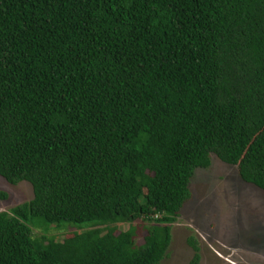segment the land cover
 I'll return each mask as SVG.
<instances>
[{
  "label": "trees",
  "instance_id": "16d2710c",
  "mask_svg": "<svg viewBox=\"0 0 264 264\" xmlns=\"http://www.w3.org/2000/svg\"><path fill=\"white\" fill-rule=\"evenodd\" d=\"M213 154L264 190V0H0V175L34 191L0 264H160Z\"/></svg>",
  "mask_w": 264,
  "mask_h": 264
},
{
  "label": "rangeland",
  "instance_id": "374dc122",
  "mask_svg": "<svg viewBox=\"0 0 264 264\" xmlns=\"http://www.w3.org/2000/svg\"><path fill=\"white\" fill-rule=\"evenodd\" d=\"M0 188L10 194L0 202V211L34 196L28 181L13 185L0 175ZM190 188L192 197L172 227V243L160 264H191L196 253L189 242L191 236L200 247L198 264H264V190L245 182L237 166L225 163L215 154L210 167L196 170ZM143 223H134L139 228V244L144 242ZM67 224L70 223L63 225ZM130 226L117 224L119 231ZM73 231L75 228L55 230L53 234L63 239Z\"/></svg>",
  "mask_w": 264,
  "mask_h": 264
}]
</instances>
